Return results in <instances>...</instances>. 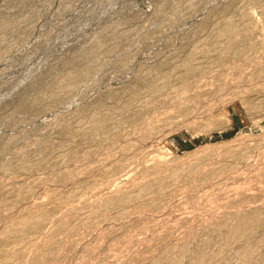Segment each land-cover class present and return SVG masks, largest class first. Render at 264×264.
I'll return each instance as SVG.
<instances>
[{
    "label": "rangeland",
    "instance_id": "rangeland-1",
    "mask_svg": "<svg viewBox=\"0 0 264 264\" xmlns=\"http://www.w3.org/2000/svg\"><path fill=\"white\" fill-rule=\"evenodd\" d=\"M253 216L264 0H0V264H188Z\"/></svg>",
    "mask_w": 264,
    "mask_h": 264
},
{
    "label": "bare ground",
    "instance_id": "bare-ground-1",
    "mask_svg": "<svg viewBox=\"0 0 264 264\" xmlns=\"http://www.w3.org/2000/svg\"><path fill=\"white\" fill-rule=\"evenodd\" d=\"M224 23V22H223ZM231 25V24H230ZM227 26V24L225 25V31H222L224 34L225 33H227L230 29L229 28H227L226 27ZM228 26H229V24H228ZM230 27V26H229ZM234 28V27H233ZM229 29V30H228ZM221 32V31H220ZM221 32V33H222ZM222 33V34H223ZM224 34H223V36L222 37H224ZM226 35V34H225ZM226 41V40H225ZM156 189V188H155ZM150 190V189H149ZM148 190V191H149ZM159 190V189H158ZM151 194H153V193H151ZM155 194H157V190H156V192H154V195ZM161 204V203H160ZM100 207H101V205H100ZM106 208V207H105ZM43 212H45V211H43ZM44 214V213H43ZM43 214H42V217H40V215L38 216V217H40L39 219H38V221H35L36 219H37V217L35 218V220L34 219H32V221L34 220L35 221V223H37L38 225L39 224H41L42 222H43V220H44V216H43ZM44 217V218H43ZM108 218V217H107ZM264 223V218H262V217H258V216H253V217H251V218H248L247 220H244L243 222H241V223H239L237 226H236V228L232 231V232H230L228 235H227V237H226V240H225V242L223 243V244H221L220 245V247H219V253H218V255L220 254V253H222V252H224L225 250H227L228 248L230 249V246L234 243V242H237V241H239V240H243V239H245L246 237H248L249 236V234L250 233H252V231H255V230H257V229H259L260 228V226H261V223ZM33 224L32 222H31V219L29 220V222L28 221H26V223H25V225L24 226H28L27 227V229H29L30 227V225L31 224ZM35 223L33 224V225H35ZM19 226H21V225H19ZM22 226H23V224H22ZM32 227H34V226H32ZM17 228V227H16ZM21 229H22V227H21ZM57 229H59V228H57ZM20 230V229H19ZM61 230V229H60ZM57 231H59V230H57ZM61 231H63V230H61ZM11 232V231H10ZM14 233H17V232H14ZM226 236V235H225ZM250 237V236H249ZM264 238V237H263ZM262 238V239H263ZM52 239V238H51ZM250 239V238H249ZM258 239H260V238H258ZM246 241V240H245ZM213 242V241H212ZM49 243V242H48ZM51 243V242H50ZM208 245V244H210V242H208V240L204 243V245ZM213 244V243H212ZM45 246H46V244H45ZM55 246V245H54ZM182 248L184 247V246H181ZM187 247V246H186ZM208 247H210V246H208ZM203 248V247H202ZM202 248H201V251H202ZM245 248V247H244ZM200 249H198V251H199ZM205 250H206V248H205ZM176 252H177V250H175ZM185 251V250H184ZM184 251L183 250H181V251H179V252H177L176 254H177V256L176 257H174L171 261L169 260V262H167V264H182L183 263V257H184ZM197 252V251H196ZM242 252V253H241ZM240 252V255H239V253H237L239 256V259H240V262H239V264H251V263H253V262H255V261H263L264 260V240H258V241H255V245L252 247V248H249V247H247V248H245L244 250H243V248H242V251ZM193 253V252H192ZM194 254V253H193ZM49 255V254H48ZM174 255V254H173ZM218 255H212V254H208V253H204V252H198L197 254H196V257H195V260H194V262L193 263H190V264H207V261L208 260H215V259H218ZM186 256V255H185ZM45 257V256H44ZM171 258H172V256H170ZM166 258V257H165ZM187 258V257H186ZM194 259V258H193ZM159 261V260H158ZM157 261V262H158ZM189 261H190V259H189ZM163 262V261H162ZM162 262H161V264H162ZM164 262H166L165 260H164ZM217 262V261H216ZM234 262V261H233ZM188 263V264H189ZM257 264H258V262H256ZM262 263V262H261ZM156 264V263H155ZM158 264V263H157ZM263 264H264V262H263Z\"/></svg>",
    "mask_w": 264,
    "mask_h": 264
}]
</instances>
